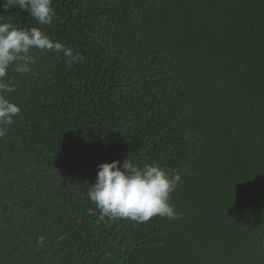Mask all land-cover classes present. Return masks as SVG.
Instances as JSON below:
<instances>
[{
	"label": "trees",
	"instance_id": "trees-1",
	"mask_svg": "<svg viewBox=\"0 0 264 264\" xmlns=\"http://www.w3.org/2000/svg\"><path fill=\"white\" fill-rule=\"evenodd\" d=\"M52 7L45 26L4 16L84 60L33 49L35 76L9 70L0 264H264V0ZM127 157L180 172V218L98 222V165Z\"/></svg>",
	"mask_w": 264,
	"mask_h": 264
},
{
	"label": "clouds",
	"instance_id": "clouds-1",
	"mask_svg": "<svg viewBox=\"0 0 264 264\" xmlns=\"http://www.w3.org/2000/svg\"><path fill=\"white\" fill-rule=\"evenodd\" d=\"M17 8L27 12L40 26L50 25L56 16L52 0H0V138L7 135L15 118L21 115V108L7 96L16 90L9 77L10 69L20 75L35 76L32 65L37 58L33 49L62 55L68 67L84 60L81 53L53 40L40 27L5 22L4 16ZM180 182L181 174L176 169H165L156 162L139 166L127 157L122 165L120 161L98 165L95 183L89 186L87 197L99 212L98 222L119 218L146 223L156 216L172 220L180 218L170 203L171 194ZM45 239L40 236L37 243L43 245Z\"/></svg>",
	"mask_w": 264,
	"mask_h": 264
}]
</instances>
